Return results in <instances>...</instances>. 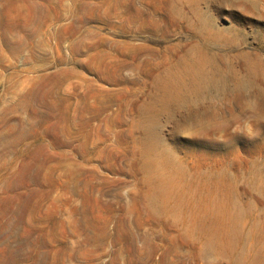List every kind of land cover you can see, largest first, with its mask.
I'll return each mask as SVG.
<instances>
[{
    "label": "rangeland",
    "instance_id": "1",
    "mask_svg": "<svg viewBox=\"0 0 264 264\" xmlns=\"http://www.w3.org/2000/svg\"><path fill=\"white\" fill-rule=\"evenodd\" d=\"M184 57L210 82L166 101ZM246 94L264 0H0V264H264V125L220 126ZM150 145L174 208L143 195Z\"/></svg>",
    "mask_w": 264,
    "mask_h": 264
},
{
    "label": "bare ground",
    "instance_id": "2",
    "mask_svg": "<svg viewBox=\"0 0 264 264\" xmlns=\"http://www.w3.org/2000/svg\"><path fill=\"white\" fill-rule=\"evenodd\" d=\"M195 61L196 63L191 62L188 65V58H180V62L184 64L183 67L185 71H187V73L189 72V77L186 72H184L186 73L184 76L182 70L175 68L171 70L169 69L161 76L165 88V93L162 94L163 99L170 101L179 98L185 88V81H188V78L193 87H197L200 83L210 82L209 76L204 72L201 66L202 60L195 57ZM149 151V155L146 156L144 161L147 173V180L142 191L144 197L148 202L150 201L153 206L155 205L157 207L166 206L174 208L175 206L182 204L183 200L186 198L184 197L185 193L181 190V187L174 181L176 175V165L172 162V160H170L169 156L163 153L156 155L157 158L154 157V146L150 145ZM210 199L201 200L200 211L207 212L210 207L217 209L218 215L215 219L219 225L221 224L220 226L224 227L225 224L223 221L222 223L218 221L220 219V209L223 208L224 202L218 198ZM201 214L202 213L200 212L197 216L192 217L193 220H199ZM185 218L188 222V214Z\"/></svg>",
    "mask_w": 264,
    "mask_h": 264
},
{
    "label": "clouds",
    "instance_id": "3",
    "mask_svg": "<svg viewBox=\"0 0 264 264\" xmlns=\"http://www.w3.org/2000/svg\"><path fill=\"white\" fill-rule=\"evenodd\" d=\"M264 125V99L255 94H246L241 101L240 114L233 119L221 120V127L231 129V134H243L248 138L259 135Z\"/></svg>",
    "mask_w": 264,
    "mask_h": 264
}]
</instances>
